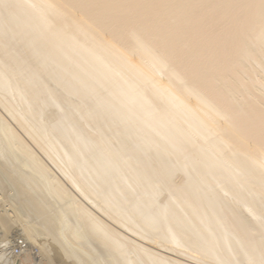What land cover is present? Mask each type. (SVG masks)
Masks as SVG:
<instances>
[{
    "label": "bare ground",
    "instance_id": "1",
    "mask_svg": "<svg viewBox=\"0 0 264 264\" xmlns=\"http://www.w3.org/2000/svg\"><path fill=\"white\" fill-rule=\"evenodd\" d=\"M6 188L50 264H264V0H0Z\"/></svg>",
    "mask_w": 264,
    "mask_h": 264
},
{
    "label": "rangeland",
    "instance_id": "2",
    "mask_svg": "<svg viewBox=\"0 0 264 264\" xmlns=\"http://www.w3.org/2000/svg\"><path fill=\"white\" fill-rule=\"evenodd\" d=\"M7 189V188H6ZM6 189L5 190H3V191H0V196L1 197H3L1 200H0V209H5V210H7L8 211V213L10 212L8 209H9V201L10 202H12L11 201V191L9 190V188L7 189V191H6ZM6 192H8V193H6ZM2 193H5V194H7V195H5V194H2ZM3 195V196H2ZM6 196H8L9 198H6ZM11 196V197H10ZM3 199L5 200V201H3ZM6 200H7V202H6ZM2 202V203H1ZM5 203V204H4ZM3 204V205H2ZM3 207V208H2ZM11 213V212H10ZM9 213V214H10ZM18 214V213H17ZM17 217H16V219H15V223H14V225H10V226H8V229H6V228H1L0 227V237L1 238H4V240L2 241L1 240V245H4V246H1L0 245V253L2 252V257H1V260L3 261L4 260V262L5 263H8V262H12V256L10 255V253H11V251L13 250L14 251V249L15 248H18L19 249V255L17 254V257L15 258V259H20V260H23V257H26L25 258V261L22 263V264H50V262L47 260V256L45 255V254H43V252L42 251H40V252H38V250H39V248L37 247V246H34L33 247V251H32V254L30 255V256H25L24 254H23V252H22V249L17 245V243H15V242H20L19 241V239L17 240V238H18V233H17V230L19 231L20 230V233H21V235H22V237H24V239H26V236H25V234H23V231L20 229V223H22V224H24V221H25V217H22L23 215L22 214H18V215H16ZM18 217H19V220H18ZM23 219V220H22ZM29 221L30 219H26V221ZM19 221H21V222H19ZM19 224H18V223ZM14 233H15V235H14ZM16 236V237H15ZM5 240H6V243H3V242H5ZM26 240H28V239H26ZM9 242H10V244H9ZM39 243H40V241H39ZM8 244V245H7ZM8 246V247H7ZM2 247H6V249H4V248H2ZM11 247V248H10ZM38 249V250H37ZM4 250V251H3ZM9 250V251H8ZM10 252V253H9ZM4 254H6L5 256H3ZM8 254L10 255V256H8ZM51 254V253H50ZM44 255V256H43ZM43 257V258H42ZM14 258V257H13ZM22 258V259H21ZM31 258V259H30ZM28 259V260H27ZM31 260V261H30ZM45 260H47V262L45 261ZM51 264H53V263H51Z\"/></svg>",
    "mask_w": 264,
    "mask_h": 264
},
{
    "label": "built area",
    "instance_id": "3",
    "mask_svg": "<svg viewBox=\"0 0 264 264\" xmlns=\"http://www.w3.org/2000/svg\"><path fill=\"white\" fill-rule=\"evenodd\" d=\"M14 254H18L19 255V249L18 248L14 249Z\"/></svg>",
    "mask_w": 264,
    "mask_h": 264
}]
</instances>
